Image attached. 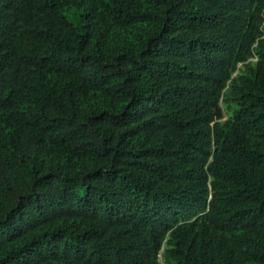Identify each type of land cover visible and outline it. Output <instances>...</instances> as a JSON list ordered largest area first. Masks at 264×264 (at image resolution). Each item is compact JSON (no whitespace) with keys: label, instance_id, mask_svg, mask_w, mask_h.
I'll use <instances>...</instances> for the list:
<instances>
[{"label":"trees","instance_id":"trees-1","mask_svg":"<svg viewBox=\"0 0 264 264\" xmlns=\"http://www.w3.org/2000/svg\"><path fill=\"white\" fill-rule=\"evenodd\" d=\"M0 264H264V0H0Z\"/></svg>","mask_w":264,"mask_h":264}]
</instances>
